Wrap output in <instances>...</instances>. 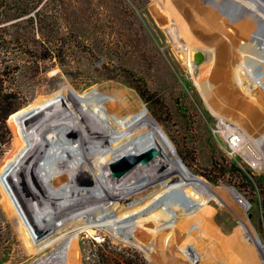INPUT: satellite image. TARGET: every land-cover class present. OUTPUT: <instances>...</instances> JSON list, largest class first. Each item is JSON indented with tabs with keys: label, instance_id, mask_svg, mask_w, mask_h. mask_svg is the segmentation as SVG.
Instances as JSON below:
<instances>
[{
	"label": "rangeland",
	"instance_id": "rangeland-1",
	"mask_svg": "<svg viewBox=\"0 0 264 264\" xmlns=\"http://www.w3.org/2000/svg\"><path fill=\"white\" fill-rule=\"evenodd\" d=\"M0 1V171L1 158L4 155L1 153V141L5 140L8 135L10 136V133L13 137L16 131L23 136L26 134L16 115L27 108L22 100L24 95L30 91V87L54 85V82H60L64 89H72V86L76 85L78 92L88 89L90 95L95 96L94 93H96V97L105 101L115 98L116 94L113 95L109 89L120 86L122 90L130 91L133 97H135L133 93L140 97L142 103L140 111L150 112L160 125L161 132L170 136L175 145L177 158H180L179 161L182 164H185V160L190 161L198 175L204 176L203 178L209 182L237 188L239 193L247 199L250 209L243 215L249 219V224L259 240L260 246H258L257 253L261 263L264 264V170L254 168L253 161L245 155H235L230 143L224 144L225 133L219 127L218 120L212 119V117L221 116V110L213 109L212 103H217L227 113L243 122L247 132L257 123L261 129H264V125L257 120H249L250 112L233 109L232 102L238 101V103L253 105L258 112H264V105L240 88L238 76L236 80L230 70L226 72V68L232 64L227 57L223 58L217 69V78L208 79L209 86L207 85L205 89H198L202 85L197 78L198 73L195 76L190 71L189 63H186L183 53H177L176 59L163 55L162 51L169 43L158 40L147 22L144 21L143 6L147 0H43L37 8L24 13L18 9L19 0ZM151 1L157 2L156 0ZM183 1L188 4L197 2L205 7L206 11H201L204 14H209L208 11L213 10L214 16H217L222 24H228V21H231L230 23L238 24L252 33L251 40L247 41L235 35V32L230 29L226 32L230 34L232 40L226 44L229 47L232 46V53L237 52V49H244L251 56V60L244 59L246 70H248L247 75L255 86L254 88L251 86L250 90L253 92L257 88L260 94H264V63H262L264 60L254 59L256 48L260 45L264 49V7H262L264 0H257L259 4L250 0ZM185 14L189 19L194 20L192 12L185 10ZM166 23L167 21H162L156 24L159 25V31L163 30L162 27ZM169 46L171 49L175 48L171 44ZM203 53L198 52L197 55L201 58L198 60L196 56L194 61H190L191 64L195 63L199 67L214 66L215 62L211 56L205 57ZM204 75L202 77L207 80ZM136 86L142 89L144 96ZM194 89H197V95L192 93ZM220 90L227 92L228 96L225 100L219 96ZM208 92L209 95L211 94L210 99ZM131 95L123 96L131 98ZM200 103L205 105V111L201 109ZM101 110L105 112L104 109ZM235 123L232 124V128H240L239 123ZM255 136L263 147L264 140H260V135L255 134ZM101 138H104L102 141L109 143L111 148L115 147L111 134L93 135L96 144L100 145ZM157 141L143 151H129L121 157L128 154L139 156L149 152V154H158L155 159L159 160L164 155L162 142ZM109 172L111 173L110 167ZM25 175L27 176L26 173ZM8 181H6L5 174L0 175V264L10 260L14 245L17 243L15 233H21L18 225L27 223L33 228V222L26 217L22 205V208L20 205L17 207L22 218L17 219L18 224L14 223V230L13 226H10L12 220L9 224L1 219V183L9 194L12 195L15 191L11 187L12 183ZM17 184V187L22 190L18 179ZM155 188L157 189V186L152 191L151 200L144 202L146 203L144 207L140 206L136 210L130 209L131 213L127 215L114 210L111 215L112 220L101 215L95 217L96 220L110 224L115 220L117 223L122 219H127V223L124 220V224H131L137 221L139 216H144L147 212L151 213L156 208H162L166 213L158 211L162 215H157L155 217L157 221H153L150 226H154L157 230H174L180 218L176 208L173 207L174 203L176 206L181 205L182 208L185 205L183 209L190 211L187 214L190 224L200 225L210 237V231L214 230V225L204 217L203 212L197 209L202 208L197 200L196 203L194 199L185 202L184 196L176 195L175 191H169L168 188L159 191ZM35 196L39 201L41 211L46 210L37 195ZM146 196L150 195L145 194L143 198ZM26 198L31 205V200ZM205 212L208 213L209 209ZM165 214L167 215L164 217ZM159 217L160 220H158ZM88 218L92 220V217ZM12 219L15 220V218ZM128 219H133V222L130 220L129 223ZM215 221L221 227H230L229 221L224 217L217 216ZM50 222L52 226L54 223ZM1 224H7V228L2 230ZM133 228L134 230L131 231ZM135 228L134 225L128 226L124 231L116 226L113 230L116 238L111 239L85 226L81 234L69 233L63 246L40 256L41 260L38 258L37 261L44 264L52 262L58 264H178L181 263L180 260L183 263L188 262L190 256L188 245L190 243L197 245L195 235L190 230H182L180 236L183 239L179 243L173 242L170 234L172 232L169 233L170 236L167 235L168 238L165 237L167 249L159 246L162 242L158 236L157 240L151 237V243L146 246L136 237ZM117 238L120 242H115ZM186 238H189L188 242H185ZM215 238L218 241L221 236ZM220 242L224 248L229 250L225 238L222 237ZM153 246L162 252L157 254ZM211 246L215 247V245ZM208 247L201 245L197 251L212 257ZM216 249L219 251L218 248ZM28 251L30 252L31 249ZM78 256L80 263L77 262Z\"/></svg>",
	"mask_w": 264,
	"mask_h": 264
},
{
	"label": "bare ground",
	"instance_id": "bare-ground-1",
	"mask_svg": "<svg viewBox=\"0 0 264 264\" xmlns=\"http://www.w3.org/2000/svg\"><path fill=\"white\" fill-rule=\"evenodd\" d=\"M156 1V3L151 0L144 2V21L158 40L164 43L167 41L169 45L175 47L174 49H171L169 45L164 47L163 55L176 59L177 53H183L186 63H189L190 71L195 76L198 73L197 78L202 84L198 89H205L208 79L217 78V69L223 58L227 57L232 64H229L226 72L230 70L236 80L238 76L239 82H237L240 88L264 105V94H260L257 88L253 92L250 90L251 86L253 88L255 86L247 75L248 70H246L244 59L251 60V56L244 49L236 48L237 52L232 53V46L229 47L226 44L232 40L230 34L226 32L230 29L235 32V35L247 41L253 36L251 32L244 30L238 24L230 23L231 21H228V24H222L219 18L214 16L213 10L208 11L209 14L201 12L206 11L205 7L197 2L188 4L183 0ZM250 1L259 4L257 0ZM185 10L193 13L194 20L189 19ZM162 21L167 23L162 27L163 30L159 31V25L156 24ZM201 51L204 52L205 57L211 56L215 62L214 66L199 67L195 63L191 64L190 61H194L197 53ZM255 56V60H264V49L260 45L256 48ZM203 75L207 77V80L202 77ZM53 84L30 87V91L22 100L27 108L16 115L26 134L24 136L19 134L13 125L16 131L14 136L12 137L10 133V136L1 141V153L4 155L1 158L0 175L5 174L6 181L9 180L12 183L11 187L15 190L13 193L10 191L11 195L1 183V219L8 223L12 220V225L9 224L14 230V223L18 224L17 219L22 218L17 207L22 205L23 208H21L26 217L33 222V228L27 223L18 225L21 233H15L17 243L14 245L10 260L4 264H44L37 261L40 256L63 246L69 233L81 234L85 226L114 239L116 237L113 230L116 226L120 228L119 230L125 231L128 226L133 225L136 226L135 234L141 243L147 246L151 243V237L157 240L158 236L162 242L159 246L166 249L167 235L171 234L176 244L183 239L180 236L181 231L190 230L196 237L197 245L190 243L188 248L185 247L190 252L188 262H184L185 264H262L257 253L260 246L259 240L249 224V219L243 215L250 209L247 199L239 193L237 188L207 181L203 178L204 176L195 172L190 161L185 160V164H182L179 161L180 158H177L175 145L170 136L161 132L160 125L150 112L140 111L142 103L137 94L133 93L135 96L133 97L130 91L122 90L120 86H117L109 89L113 95L116 94L115 98L104 101L96 97V93H94L95 96L90 95L88 89L78 92L76 89L78 87L74 84L72 89H64L60 82ZM120 92L123 95L130 94L131 98L123 96ZM192 93L197 95V89H194ZM218 93L224 100L228 96L225 90H220ZM208 98H211L209 92ZM200 106L205 111V105L200 103ZM212 107L215 110H221V116L212 117V119L218 120L219 127L225 133L224 144L230 143L235 155H245L253 161L254 168L264 170V146L261 147L260 141L255 136V134L260 135V140H264V129H261L257 123L247 132L243 122L227 113L217 103H212ZM232 108L250 112L249 120H257L264 125V112H258L253 105L233 101ZM101 109L105 112L103 113ZM235 122L239 123L240 128H232ZM99 133L111 134L115 147L111 148L109 143L102 141L104 138H101L100 145L96 144L93 135L98 136ZM10 139L12 140L7 142ZM157 140L162 142L164 157L159 160L154 159L143 166L138 165L122 177L114 176L109 172V164L113 160L129 151H143ZM17 179L22 190L17 187ZM155 186L159 191L168 188L169 191H175L178 196L183 195L185 202L194 199L196 203L197 200L200 203L198 205L202 207L197 209L203 212L204 217L214 225V230L210 231V237L200 225L190 224L187 218L190 211L183 209L185 205L182 208L181 205L176 206L174 203L173 207L176 208L180 217L174 230H157L154 226H150L153 221H157L155 218L157 215H162L158 211L166 213L162 208H156L151 213L146 211V215L140 214L139 219L134 222V217L128 219L129 223L132 220L131 224H124V220L126 222L127 219L117 223L116 220L111 221L110 224L96 220L95 217L100 215L111 218L114 210L127 215L130 209L144 207L143 205L146 204L144 202L151 200ZM145 194L150 196L143 198ZM35 195L44 204L46 210L41 211ZM26 197L31 200V205ZM149 208L151 209V205ZM207 209H209L208 213L205 212ZM217 216L228 220L230 227L219 226L215 221ZM88 217H92V220ZM160 217L158 220L161 219ZM50 221L54 223L52 226ZM6 228L7 224H1L2 230ZM216 236L221 238L217 241ZM222 237L227 240L229 250L221 245ZM188 241L189 238H186L185 242ZM115 242L120 241L117 238ZM209 244L210 247H208ZM201 245L208 247L212 257L197 251ZM211 245H215L219 251ZM153 248L157 254L161 251L154 246ZM169 249L173 250L172 247ZM77 262L80 263L79 256ZM180 262L178 264H184L181 260Z\"/></svg>",
	"mask_w": 264,
	"mask_h": 264
},
{
	"label": "water",
	"instance_id": "water-1",
	"mask_svg": "<svg viewBox=\"0 0 264 264\" xmlns=\"http://www.w3.org/2000/svg\"><path fill=\"white\" fill-rule=\"evenodd\" d=\"M201 57L197 55V59L199 60ZM158 157V154H149V152H145L142 155H125L119 159L113 160L110 164V170L112 175L117 177H122L127 174L129 171L134 169L138 165H146L150 161L154 160Z\"/></svg>",
	"mask_w": 264,
	"mask_h": 264
},
{
	"label": "trees",
	"instance_id": "trees-1",
	"mask_svg": "<svg viewBox=\"0 0 264 264\" xmlns=\"http://www.w3.org/2000/svg\"><path fill=\"white\" fill-rule=\"evenodd\" d=\"M42 1L43 0H19L18 9L20 10V12H23V13L24 12H28L30 9L37 8ZM0 14H1V1H0ZM0 23H1V19H0ZM136 88L144 96V93H143L142 89L140 87H137V86H136Z\"/></svg>",
	"mask_w": 264,
	"mask_h": 264
}]
</instances>
